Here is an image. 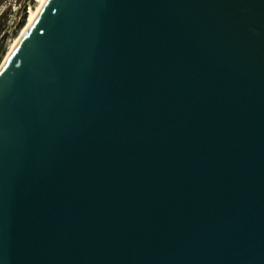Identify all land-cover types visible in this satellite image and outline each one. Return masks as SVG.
<instances>
[{
    "label": "water",
    "instance_id": "water-1",
    "mask_svg": "<svg viewBox=\"0 0 264 264\" xmlns=\"http://www.w3.org/2000/svg\"><path fill=\"white\" fill-rule=\"evenodd\" d=\"M0 264H264V0H48L0 70Z\"/></svg>",
    "mask_w": 264,
    "mask_h": 264
},
{
    "label": "rangeland",
    "instance_id": "rangeland-1",
    "mask_svg": "<svg viewBox=\"0 0 264 264\" xmlns=\"http://www.w3.org/2000/svg\"><path fill=\"white\" fill-rule=\"evenodd\" d=\"M37 3L35 0H0V67L9 52L12 43L20 35L25 27L29 11L35 9ZM9 21H13L14 25H19L24 21L23 28L14 25H9Z\"/></svg>",
    "mask_w": 264,
    "mask_h": 264
},
{
    "label": "bare ground",
    "instance_id": "bare-ground-1",
    "mask_svg": "<svg viewBox=\"0 0 264 264\" xmlns=\"http://www.w3.org/2000/svg\"><path fill=\"white\" fill-rule=\"evenodd\" d=\"M47 1L48 0H35V2L37 3V7L35 9H32V10L29 11V17H28L27 23H26L25 27L22 29L20 35L12 43V46H11L9 52L7 53V56L5 57V60H4V62L2 63V65L0 67V70L5 65V63L9 59L11 53L17 47V45L19 44L20 40L22 39V37L24 36V34L27 32V30L29 29V27L32 25V23L34 22V20L38 16L39 12L41 11L42 7L45 5V3Z\"/></svg>",
    "mask_w": 264,
    "mask_h": 264
},
{
    "label": "built area",
    "instance_id": "built-area-1",
    "mask_svg": "<svg viewBox=\"0 0 264 264\" xmlns=\"http://www.w3.org/2000/svg\"><path fill=\"white\" fill-rule=\"evenodd\" d=\"M14 24H15V23H14L13 21H9L10 29H11V27H12L11 25H14ZM17 26H18L17 24L14 25V28H13V29H16Z\"/></svg>",
    "mask_w": 264,
    "mask_h": 264
},
{
    "label": "trees",
    "instance_id": "trees-1",
    "mask_svg": "<svg viewBox=\"0 0 264 264\" xmlns=\"http://www.w3.org/2000/svg\"><path fill=\"white\" fill-rule=\"evenodd\" d=\"M18 26H19L20 29L23 28V26H24V21L21 22Z\"/></svg>",
    "mask_w": 264,
    "mask_h": 264
}]
</instances>
